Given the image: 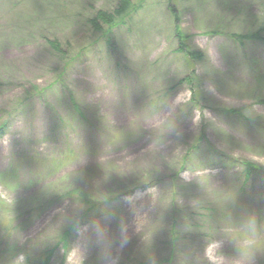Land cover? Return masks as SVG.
Here are the masks:
<instances>
[{
    "label": "rangeland",
    "instance_id": "374dc122",
    "mask_svg": "<svg viewBox=\"0 0 264 264\" xmlns=\"http://www.w3.org/2000/svg\"><path fill=\"white\" fill-rule=\"evenodd\" d=\"M122 1L0 0V264H264V0Z\"/></svg>",
    "mask_w": 264,
    "mask_h": 264
},
{
    "label": "trees",
    "instance_id": "16d2710c",
    "mask_svg": "<svg viewBox=\"0 0 264 264\" xmlns=\"http://www.w3.org/2000/svg\"><path fill=\"white\" fill-rule=\"evenodd\" d=\"M135 11V6L133 4H131V2L129 0H123L120 4V6L114 10V13H109V12H106V11H98L96 13V17L91 20V24H92V27H95L96 29H99L97 31H101L102 27L104 26H107V27H113L114 25H117L119 24L120 22H122V20L131 14V12ZM175 33V31H174ZM259 33V31H258ZM176 35V34H175ZM257 35V34H256ZM50 47L53 49V50H56L58 51V47L57 45H55V43H51ZM193 55V54H191ZM264 103V100L262 101ZM3 129H0V131H2ZM243 167H244V170L246 171L245 172V176L250 178L252 177L253 174H255V172L258 171V168L253 165V164H250V163H244L243 164ZM246 178V179H248ZM100 207L97 205L96 206H92L90 208V210H93L94 213H96L98 211ZM74 226V225H73ZM70 237V230H67V231H64L63 234L61 235V240L59 241L60 242V245L64 248H67L69 243H68V239ZM178 238V233L175 231L174 232V241L173 242H176V239ZM53 256V253L52 252H44L43 256H41L42 258H45L47 261L42 263V264H49L50 263V260Z\"/></svg>",
    "mask_w": 264,
    "mask_h": 264
}]
</instances>
